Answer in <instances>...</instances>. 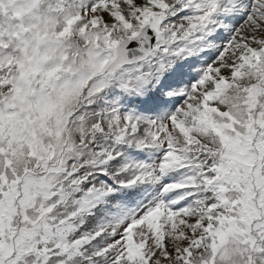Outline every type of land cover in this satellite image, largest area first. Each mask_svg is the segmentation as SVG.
<instances>
[{"label": "snow or ice", "instance_id": "1", "mask_svg": "<svg viewBox=\"0 0 264 264\" xmlns=\"http://www.w3.org/2000/svg\"><path fill=\"white\" fill-rule=\"evenodd\" d=\"M0 264H264V0H0Z\"/></svg>", "mask_w": 264, "mask_h": 264}]
</instances>
